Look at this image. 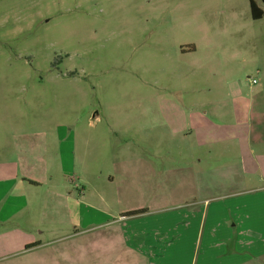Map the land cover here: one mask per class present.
Instances as JSON below:
<instances>
[{
  "label": "rangeland",
  "instance_id": "obj_1",
  "mask_svg": "<svg viewBox=\"0 0 264 264\" xmlns=\"http://www.w3.org/2000/svg\"><path fill=\"white\" fill-rule=\"evenodd\" d=\"M254 1L258 19L250 0H0V160L14 159L19 142L47 141L34 150L48 158L51 190L86 207L76 221L63 208L42 210L46 192L32 190L23 230L35 242L61 239L31 253L150 264L120 227L173 221L191 209L179 205L213 194L221 210L264 206V3ZM204 122L221 130L197 147ZM141 208L148 213L126 215L124 226L95 225ZM254 216L264 224V210ZM250 235L264 246V228ZM205 239L197 264H255L250 244Z\"/></svg>",
  "mask_w": 264,
  "mask_h": 264
},
{
  "label": "crops",
  "instance_id": "obj_2",
  "mask_svg": "<svg viewBox=\"0 0 264 264\" xmlns=\"http://www.w3.org/2000/svg\"><path fill=\"white\" fill-rule=\"evenodd\" d=\"M215 112H218V110L215 109L214 114ZM199 124H196L197 126L195 129L203 130L204 134L203 138H199L196 143L197 147L213 144L215 140H217L213 135L218 134V131L221 129H216V125L211 122ZM239 124L248 125L247 121L238 122V125ZM236 125L237 124H234L232 127L240 132V126ZM232 127L224 125L223 129L228 128L229 130V128ZM218 140L224 139L221 138ZM19 143L14 159L0 160V264H70V251H68L67 254H63L60 252L62 248H58L56 251H52V253L47 252V254L34 253L35 251L31 253L33 250H39L42 245L43 249L49 250V246L56 243L54 241L61 238L57 237L47 241L35 242L36 240H34L33 235L23 230L25 229L24 224H26L23 220L26 219V222L29 221L31 216L28 214L33 210V198L30 197L31 195H29V193H31L32 190L42 188L46 192L42 210L47 208L49 211L54 212L58 207L63 208L66 209L69 216L68 218L73 214L76 221L83 219L81 210L86 208L83 207L84 202L81 198L71 195L70 192L65 193L60 189L51 190L54 189L55 186L52 176L50 175L48 158L45 155L38 156L35 154L34 150H46L49 144L47 141ZM255 144L259 145L261 143L255 141ZM256 157L258 159L259 157H264V152L256 154ZM121 171L122 173L118 176L126 177V175L123 174L126 171ZM150 171L151 170L147 169L146 172H144L145 174L140 175V177L142 176L141 179L148 177ZM130 175L131 179H133L134 174L131 172ZM61 187L58 186L56 188ZM230 193L231 192H228L225 195H230ZM217 198L218 196L213 194L202 197L199 201L193 203V205H179L180 208H188L190 206L191 209L190 211L185 209V212L173 221L161 220L155 223L145 222L141 227L140 225L142 223L136 224L130 221L128 225H126L128 228L125 227L126 230L122 227L123 232L120 227L121 234L128 236L127 240L130 244L129 250L131 253L142 255L150 264L156 258L167 260V264H183V261H185L186 264H197L198 255H196L195 251L198 245L204 243V235H206L205 244L207 245H224L227 243H235L237 245L243 243L250 244L255 252L252 257V259L255 260V264H264V246L262 245L256 248L257 241L262 240L261 238L263 235L259 238H253L251 235L249 236V233L253 229L264 228V224H259L258 220L254 219V215L257 212H262L264 206L257 203H251L250 205L226 204L221 210V207L215 206V203H212L217 202L214 201ZM251 201L253 202L254 199H251ZM91 207L93 206L91 205ZM141 209L143 210L142 212L130 214V216L133 215L137 216V218H142L144 214L148 213V210ZM229 210L234 216L226 214ZM24 211L28 213L27 216L22 214ZM93 211H96L95 213L99 212L104 216L109 215L103 208L93 207ZM252 213H254V215H252ZM20 214L22 215L20 216ZM125 216L126 215L120 214L119 216L104 220L95 225H105L108 227L106 224L112 225L121 223V226H124L122 222ZM248 217L250 219H248ZM69 221L71 222V219H69ZM113 221L115 222L112 223ZM130 229H132V232ZM138 229L140 231H137ZM77 231L79 230L75 232ZM81 231H83V229H81ZM140 235H142V238L137 240ZM244 235L249 237L245 239V241L243 240ZM32 243L35 244L29 247L27 246ZM23 254L27 255L23 257ZM60 254H63V256H60ZM234 257L235 256H231L228 259ZM239 261L240 260H235L234 264ZM226 264H231V261L226 260Z\"/></svg>",
  "mask_w": 264,
  "mask_h": 264
},
{
  "label": "trees",
  "instance_id": "obj_3",
  "mask_svg": "<svg viewBox=\"0 0 264 264\" xmlns=\"http://www.w3.org/2000/svg\"><path fill=\"white\" fill-rule=\"evenodd\" d=\"M261 1L264 3V0H261ZM250 9H251V16L253 19H258L262 17L263 11L254 0H250ZM142 211H143L142 209L128 211V212L123 213V215L136 214ZM33 244L35 243L28 244L27 246L29 247V246H32Z\"/></svg>",
  "mask_w": 264,
  "mask_h": 264
}]
</instances>
